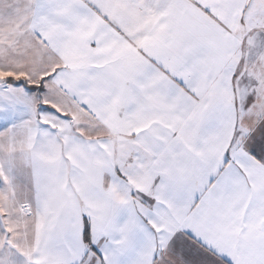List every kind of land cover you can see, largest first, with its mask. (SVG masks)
<instances>
[{
  "label": "snow or ice",
  "instance_id": "1",
  "mask_svg": "<svg viewBox=\"0 0 264 264\" xmlns=\"http://www.w3.org/2000/svg\"><path fill=\"white\" fill-rule=\"evenodd\" d=\"M0 264H264V0H0Z\"/></svg>",
  "mask_w": 264,
  "mask_h": 264
}]
</instances>
